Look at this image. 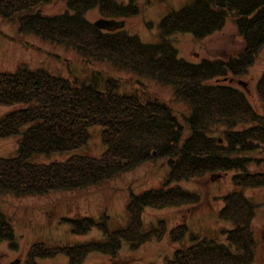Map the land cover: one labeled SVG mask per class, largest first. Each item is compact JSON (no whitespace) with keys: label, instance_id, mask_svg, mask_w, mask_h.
<instances>
[{"label":"trees","instance_id":"trees-1","mask_svg":"<svg viewBox=\"0 0 264 264\" xmlns=\"http://www.w3.org/2000/svg\"><path fill=\"white\" fill-rule=\"evenodd\" d=\"M51 1L0 0V19L13 22L20 34H32L87 60L107 62L170 86L174 99L190 110L185 117L190 131L183 136L171 105L158 96L141 99L118 92L119 79L114 76L107 78L101 90L95 83L76 84L25 65L0 70V106L10 107L0 115V138L20 136L16 156L0 157V193L24 196L77 190L101 185L149 161L162 158L168 164L166 177L156 186L130 194L125 226L109 229L104 212L98 219L61 217L60 222L68 223L75 235L97 228L104 238L63 245L31 243L19 264H38L39 259L58 254L67 257L66 264H82L92 252L116 264L124 243L135 250L146 241L162 239L167 232L174 249L164 264H253L260 253L253 224L259 204L246 190L264 188V70L255 83L261 112L243 90L208 81L246 74L264 49V0H186L161 17L155 42L142 41L124 28L99 29L86 16L96 8L104 18L132 17L139 13L137 0H64V12L42 13L39 7ZM227 17L240 37L239 50L225 58L198 62L178 55L171 35L187 32L202 39L221 30ZM94 125L101 127L105 149L99 156L78 153L87 147L89 128ZM214 127L220 129V137L210 134ZM70 152L64 160H34L38 155ZM252 165L259 168L252 169ZM228 172L231 188L220 197L222 206L215 215L231 227L220 226L209 233L193 231L185 222L169 228L164 218L144 224L143 212L148 207L200 202L198 192L179 182ZM15 239L10 219L0 212V241L15 250Z\"/></svg>","mask_w":264,"mask_h":264},{"label":"rangeland","instance_id":"rangeland-1","mask_svg":"<svg viewBox=\"0 0 264 264\" xmlns=\"http://www.w3.org/2000/svg\"><path fill=\"white\" fill-rule=\"evenodd\" d=\"M124 1V0H117ZM137 0L139 13L132 17L123 18L124 28L137 34L145 42L157 40V23L170 9L184 5L186 0ZM171 7V8H169ZM64 0H53L39 7L44 14H56L66 10ZM90 21L99 18L96 8L88 10L86 14ZM172 44L177 48L178 55L186 60L198 62L202 58H225L239 50L240 37L230 17L226 18L221 30L215 31L202 39L193 38L191 33L180 32L170 36ZM25 65L32 70H45L54 75L68 79L76 84H93L105 88V81L109 76L119 79L116 90L118 92L135 94L141 99L155 95L168 102L179 123L183 127V136L190 129L185 117L190 110L183 101L174 99L173 90L168 85H162L146 76H138L127 70L118 69L107 62L87 60L77 55L73 50L61 45L44 41L32 34H20L13 22L0 19V70L13 71ZM264 70V49L258 53L255 62L247 73L234 78H219L208 82H221L243 90L252 106L262 111L256 94L255 83ZM245 83V86L240 84ZM10 109L0 106V115ZM91 137L87 147L77 152L99 156L104 148L101 143V127L98 125L89 128ZM215 137L222 135L218 127L210 132ZM19 135L0 138V157H13L17 154V140ZM70 153H53L50 156L38 155L37 162L64 160ZM259 156V154H257ZM258 169L256 165L250 166ZM264 168V165H262ZM261 168V167H260ZM167 162L160 158L156 161L142 163L133 170L125 172L98 186H90L77 190L51 191L47 194L20 195L0 193V212L4 213L11 222L18 249L12 250L7 241H0V264H19L31 243L44 242L51 244H73L87 239H101L104 235L93 228L86 235H75L70 225L60 222L61 217L74 215H90L99 218L101 213L107 215L109 229L116 226H125L128 222L126 203L131 193H139L144 189L156 186L166 177ZM231 172L221 173L214 177L205 175L189 181H181L183 188L199 193L201 200L198 204L179 207H165L160 209L146 208L143 212L145 225L156 223L157 219L164 218L167 227L176 223L185 222L190 229L197 232H215L220 226L231 227V223L219 220L216 210L222 206L221 196L231 188ZM246 193L259 205L256 207L253 224L257 230L259 255L253 264H264V188L248 189ZM247 195V196H248ZM260 232V233H259ZM169 232L160 240L144 242L138 249H129L124 243L119 254L121 261L116 264H164V258L170 256L174 245L169 243ZM106 255L89 253L82 264H109ZM67 257L58 254L53 258L39 259L38 264H66Z\"/></svg>","mask_w":264,"mask_h":264},{"label":"water","instance_id":"water-1","mask_svg":"<svg viewBox=\"0 0 264 264\" xmlns=\"http://www.w3.org/2000/svg\"><path fill=\"white\" fill-rule=\"evenodd\" d=\"M93 25L99 29L111 31L124 26V20H116L100 17L93 21ZM264 125V124H263Z\"/></svg>","mask_w":264,"mask_h":264}]
</instances>
